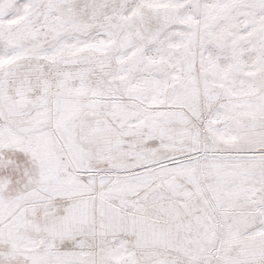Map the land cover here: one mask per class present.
<instances>
[{
    "label": "snow or ice",
    "instance_id": "snow-or-ice-1",
    "mask_svg": "<svg viewBox=\"0 0 264 264\" xmlns=\"http://www.w3.org/2000/svg\"><path fill=\"white\" fill-rule=\"evenodd\" d=\"M0 264H264V0H0Z\"/></svg>",
    "mask_w": 264,
    "mask_h": 264
}]
</instances>
